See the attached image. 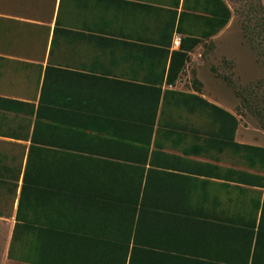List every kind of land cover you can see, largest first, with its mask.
<instances>
[{
  "label": "crops",
  "instance_id": "0c3cea01",
  "mask_svg": "<svg viewBox=\"0 0 264 264\" xmlns=\"http://www.w3.org/2000/svg\"><path fill=\"white\" fill-rule=\"evenodd\" d=\"M225 8L0 0V264H264Z\"/></svg>",
  "mask_w": 264,
  "mask_h": 264
},
{
  "label": "rangeland",
  "instance_id": "374dc122",
  "mask_svg": "<svg viewBox=\"0 0 264 264\" xmlns=\"http://www.w3.org/2000/svg\"><path fill=\"white\" fill-rule=\"evenodd\" d=\"M224 1L230 9L232 18L223 39H219L212 49L222 52L217 58L218 67L223 68V72L232 77L233 87L240 91L250 90L251 86L263 76L264 68L255 50L244 37L242 25L250 23V26H253L255 18H258L260 13L264 14V0ZM240 110L242 124L250 128H258L248 110Z\"/></svg>",
  "mask_w": 264,
  "mask_h": 264
},
{
  "label": "trees",
  "instance_id": "16d2710c",
  "mask_svg": "<svg viewBox=\"0 0 264 264\" xmlns=\"http://www.w3.org/2000/svg\"><path fill=\"white\" fill-rule=\"evenodd\" d=\"M228 18L229 12L225 8L224 25ZM242 31L264 68V14L260 13L259 17L255 18L253 26H250V23L242 25ZM233 91L239 97L238 113L240 109H247L255 119L258 129L264 131V69L263 76L251 86L250 90L240 91L233 87Z\"/></svg>",
  "mask_w": 264,
  "mask_h": 264
},
{
  "label": "built area",
  "instance_id": "2783aa9c",
  "mask_svg": "<svg viewBox=\"0 0 264 264\" xmlns=\"http://www.w3.org/2000/svg\"><path fill=\"white\" fill-rule=\"evenodd\" d=\"M179 42H180V37L178 35H175L173 40H172V46L173 47H178Z\"/></svg>",
  "mask_w": 264,
  "mask_h": 264
}]
</instances>
